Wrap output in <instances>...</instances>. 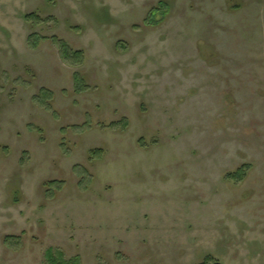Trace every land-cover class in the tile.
I'll use <instances>...</instances> for the list:
<instances>
[{"label": "rangeland", "instance_id": "374dc122", "mask_svg": "<svg viewBox=\"0 0 264 264\" xmlns=\"http://www.w3.org/2000/svg\"><path fill=\"white\" fill-rule=\"evenodd\" d=\"M49 250L264 264V0H0V264Z\"/></svg>", "mask_w": 264, "mask_h": 264}, {"label": "trees", "instance_id": "16d2710c", "mask_svg": "<svg viewBox=\"0 0 264 264\" xmlns=\"http://www.w3.org/2000/svg\"><path fill=\"white\" fill-rule=\"evenodd\" d=\"M33 18H37L36 15H31L28 17V19H33ZM59 46H60V49H61V53L63 55V57L66 59V60H70L72 61L73 63H81L82 60H83V55L82 53L80 52H74V53H70L69 54L67 53V50L68 47L65 46L64 42H59ZM69 50V49H68ZM71 54V55H70ZM240 176V175H239ZM60 257H56V255L54 254L53 250H49L47 253H46V259H47V262L49 264H77V259L74 260V261H69V262H66L63 257H62V254L59 253ZM203 264H209L208 261H205Z\"/></svg>", "mask_w": 264, "mask_h": 264}]
</instances>
